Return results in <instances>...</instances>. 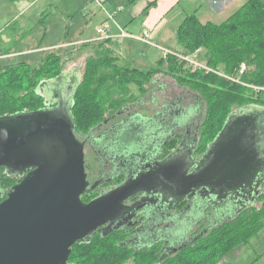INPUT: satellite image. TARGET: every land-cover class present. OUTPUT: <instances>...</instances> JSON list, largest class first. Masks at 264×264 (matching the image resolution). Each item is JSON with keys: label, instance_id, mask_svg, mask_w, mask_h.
Returning <instances> with one entry per match:
<instances>
[{"label": "water", "instance_id": "1", "mask_svg": "<svg viewBox=\"0 0 264 264\" xmlns=\"http://www.w3.org/2000/svg\"><path fill=\"white\" fill-rule=\"evenodd\" d=\"M80 68L75 65L38 85L44 107L0 116V167L21 176L0 201V264H68L71 246L87 240L102 224L122 218L128 212L124 202L142 190L170 189L181 199L201 188L206 191L196 198L199 210L206 200L218 209L229 196L221 193L232 191L235 202L226 206L231 214L261 192L264 109L249 106L230 113L193 170L189 156L172 154L154 178L139 174L82 201L91 187L84 171V143L74 132L71 113ZM54 84L58 91H52ZM191 225L188 220L172 228V247L188 243H181V232Z\"/></svg>", "mask_w": 264, "mask_h": 264}, {"label": "trees", "instance_id": "2", "mask_svg": "<svg viewBox=\"0 0 264 264\" xmlns=\"http://www.w3.org/2000/svg\"><path fill=\"white\" fill-rule=\"evenodd\" d=\"M175 39L179 47L177 52L187 55L197 51L198 59L222 75L192 69L174 55L162 59L167 64L166 70L130 67L114 54L111 47L106 46L109 40L105 39L97 45H104L105 51L88 56L85 72L82 74L81 71L73 93L71 113L75 134L85 136L102 122L108 109L113 112L142 97L153 87L151 83L157 73L171 75L177 83L191 87L202 98L199 152H206L233 111L249 106L264 109V89H260L264 87V2L246 0L219 23H202L195 12L187 14L176 28ZM59 55L47 53L38 69H32L22 61L14 66L0 61V116L45 106L38 85L63 71L59 66ZM241 64L246 66L243 73H239ZM131 85L136 87V92L129 90ZM114 93H119V96L113 97ZM20 178L17 172L0 167V201ZM84 195L81 199L86 202L89 198L84 199ZM198 216V221L186 230L188 243L181 249L174 246V250L171 246L173 251L166 255L162 253L161 245L153 246L150 252L132 254L131 249L122 251L121 246L109 243L108 237L97 235L74 243L68 263L218 264L221 261V264H235L233 248L256 236L264 226V181L252 204L231 214L222 202L218 209L204 206ZM172 234L171 239H174ZM250 264L257 262L254 260Z\"/></svg>", "mask_w": 264, "mask_h": 264}, {"label": "flooded vegetation", "instance_id": "3", "mask_svg": "<svg viewBox=\"0 0 264 264\" xmlns=\"http://www.w3.org/2000/svg\"><path fill=\"white\" fill-rule=\"evenodd\" d=\"M157 79L158 77H155L154 81ZM54 86L60 87L58 84ZM58 89L54 87L52 91ZM151 89L152 86L148 91ZM142 97L109 112L89 133L85 136H77L84 143V171L91 187L84 193L90 196L88 201L102 192L114 189L128 179H134L139 174L148 172L154 178L159 167L162 164L164 167L172 154L185 153L189 156L194 162L190 169L193 170L195 163L205 153L199 152V127L202 119L200 110L203 111V101L199 95L196 108L178 110L172 108L168 101H163L151 114L149 110L146 109L145 112L139 108L143 102ZM54 105L56 103L51 104ZM193 113L195 120L192 119ZM157 178L161 180L159 174ZM200 189L187 198L188 200L181 201L177 197V191L172 193L170 189L137 192L124 202L128 212L122 218L102 224L90 238L97 235L108 237L109 243L121 246L122 251L131 249L132 254L150 252L153 246L161 245L162 253L166 255L172 250L171 226L178 227L188 223V220H191L192 224L198 221V214L200 215L202 210H199L201 205L196 202V198L206 191L200 192ZM235 192L241 196L240 191ZM221 194L229 195L221 201V203L225 202V207L235 202L230 200L234 197L231 196L232 191H224ZM205 206L216 209L212 200H206ZM188 236L185 232L181 243Z\"/></svg>", "mask_w": 264, "mask_h": 264}, {"label": "rangeland", "instance_id": "4", "mask_svg": "<svg viewBox=\"0 0 264 264\" xmlns=\"http://www.w3.org/2000/svg\"><path fill=\"white\" fill-rule=\"evenodd\" d=\"M3 1L7 4H13L9 0ZM128 1L107 0L98 4L94 0H60L56 8H50L49 15L40 19L34 11L43 2V0H39L34 3L30 11L24 13L22 19H19L20 15H18L15 23L9 20L11 16L7 13V8L1 9L0 4V46L8 45L9 49L14 52L11 57L2 61L11 63L13 66L22 61L26 62L32 69H38L44 60V55L49 52H58L61 56L59 63L61 69L66 70L75 65H80L83 74L88 56L94 55L96 52H104L106 48L104 45L97 46L104 39L96 32V28L109 19L108 14L112 15L114 12V15L117 14V8L122 6L124 11L118 12L115 18L116 22L110 21L112 33H114L113 30H117L118 33L125 32V36L114 35L108 39L114 54L118 55L122 59L121 61L130 67L142 70L151 68L166 70L167 64L162 60L163 49L161 48L169 47L178 51V45L175 47L172 40H176L174 34L181 18L169 17L168 30L166 31L167 39H158L150 34L148 41L143 42L138 39V36L145 27V16L140 14L132 18L134 7H130ZM261 1L264 2V0ZM9 8H12V5ZM180 8H184L183 3ZM15 9L17 12L18 8L15 7ZM52 10L54 11L52 12ZM131 18L132 20H130ZM215 21L220 20L215 18ZM11 23H13L12 29L7 28ZM15 24L23 25V30H15ZM85 43L87 44L85 45ZM155 77H158L157 81H154L152 89L141 98L143 102L139 108L145 112L147 109L151 114L163 101H168L172 108L183 109V111L197 107L198 93L191 87H185L179 81L177 83L169 74L157 73ZM129 90L137 91L134 85H131ZM116 96H119V93L113 94V97ZM236 107L233 106V108ZM200 111L202 117L203 111L202 109ZM106 112L108 114L110 109ZM192 119H196L194 113ZM83 198L88 199L90 196L84 195ZM253 201L249 200L247 203L252 204ZM232 254V258L235 257L233 261L235 264H250L254 260L257 264H264V226L256 236L244 243H238L233 248ZM218 264H221V261Z\"/></svg>", "mask_w": 264, "mask_h": 264}, {"label": "crops", "instance_id": "5", "mask_svg": "<svg viewBox=\"0 0 264 264\" xmlns=\"http://www.w3.org/2000/svg\"><path fill=\"white\" fill-rule=\"evenodd\" d=\"M37 1L39 0H15L11 2L9 0V2L13 4H7L3 0H0V4L2 7L1 9L7 8V13H9V16H11L9 20L15 23L17 21V16L20 15L19 19H22L24 13L26 11H30L31 8H33L34 3ZM245 1L246 0H130L127 3L130 4V7L132 6L134 7L132 18H134L137 15L143 14L145 16L144 28H148L150 30L151 35H154L158 39L164 40L168 38V36L166 35V31L168 30L167 22L168 19L170 18L180 17L181 18L180 22H181L187 14H190L191 12L192 13L195 12L202 23L207 21L219 23L227 19ZM59 2L60 0H43V2L40 3V7H36L34 11H36V13L38 14V18L40 17V19H42L44 16L49 15L50 8L53 7L56 8V5H58ZM182 3L184 8H180ZM10 5H12V8H9ZM15 7L18 8L17 12L15 11L16 10ZM119 8H117L118 12L124 11V8L122 6H119ZM54 10H52V12ZM11 12H14V14H11ZM118 12L113 16L114 17L113 22H116L115 18L118 15ZM132 18L130 20H132ZM215 18H217L220 21L216 22ZM180 22L178 23V25L180 24ZM13 23L9 24L8 26L6 25L7 28L10 27V29H12ZM23 27H24L23 25H16V24L14 25L15 30L18 29L23 30ZM113 31H114L113 33L114 35L120 36L117 30H113ZM172 42L175 45V47H177L176 40L175 41L172 40ZM63 44L65 45V43ZM6 46L5 47L0 46V52H8L9 55H13L14 52H12L9 49V46L8 47ZM106 46L111 47V44L107 43Z\"/></svg>", "mask_w": 264, "mask_h": 264}, {"label": "built area", "instance_id": "6", "mask_svg": "<svg viewBox=\"0 0 264 264\" xmlns=\"http://www.w3.org/2000/svg\"><path fill=\"white\" fill-rule=\"evenodd\" d=\"M94 1L97 2L98 4H101L106 0H94ZM114 13L112 15H108L109 19L106 20L101 26H98L96 28V32L104 40L109 39L112 36H114V34L111 32V24H110V21L114 20L113 19ZM119 34L125 36V32H123V31H121ZM149 37H150V30L148 28H143L141 34L138 36V39L143 41V42H147ZM161 49H163L162 58H166L168 55H174V56L178 57L179 59L184 60L192 69H204L205 71H212V72H215L219 75H222L220 72H217V71L213 70L212 68H209L206 64H204V62H202L200 59H198L197 58V51H195L192 54L185 55V54L179 53V52L172 50V49H168V48H161ZM11 56L12 55H9L8 52H0V61L7 59L8 57H11ZM245 69H246V66L244 64H241L239 67V73H243L245 71ZM224 76L229 78L226 75H224ZM260 89H264V87L260 88Z\"/></svg>", "mask_w": 264, "mask_h": 264}, {"label": "bare ground", "instance_id": "7", "mask_svg": "<svg viewBox=\"0 0 264 264\" xmlns=\"http://www.w3.org/2000/svg\"><path fill=\"white\" fill-rule=\"evenodd\" d=\"M153 223V222H152ZM224 253V252H223ZM226 253V252H225ZM222 254V253H221Z\"/></svg>", "mask_w": 264, "mask_h": 264}]
</instances>
